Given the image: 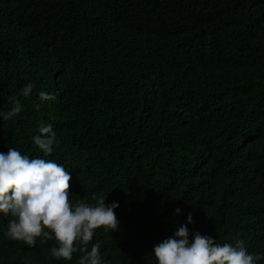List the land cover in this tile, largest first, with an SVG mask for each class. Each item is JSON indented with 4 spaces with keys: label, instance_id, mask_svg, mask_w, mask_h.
I'll return each mask as SVG.
<instances>
[{
    "label": "trees",
    "instance_id": "obj_1",
    "mask_svg": "<svg viewBox=\"0 0 264 264\" xmlns=\"http://www.w3.org/2000/svg\"><path fill=\"white\" fill-rule=\"evenodd\" d=\"M11 95L0 153L64 165L73 202L118 204V230L92 241L106 264H156L181 225L264 255V0H0V109ZM9 219L0 264H78L7 239Z\"/></svg>",
    "mask_w": 264,
    "mask_h": 264
},
{
    "label": "clouds",
    "instance_id": "obj_2",
    "mask_svg": "<svg viewBox=\"0 0 264 264\" xmlns=\"http://www.w3.org/2000/svg\"><path fill=\"white\" fill-rule=\"evenodd\" d=\"M33 85L21 89V95L29 97ZM40 102L55 101L56 96L45 91L38 94ZM10 107L0 109V119L11 120L23 111L20 99L8 98ZM37 111L40 104H36ZM33 143L44 157L53 154L58 144L50 123H41ZM72 177L64 165L54 159L30 158L16 148L0 153V213L11 217L5 237L35 247L54 241L49 255L57 260L71 261L74 253H81L78 264H106L101 255V243H92L98 229L117 231L119 221L114 209L117 203L105 204L106 195L93 194L95 203L70 199ZM179 213L180 209L175 210ZM193 223L191 214L187 217ZM91 247L89 249V245ZM152 255L156 264H258L264 259L260 253H249L242 241L235 245L217 243L198 231L189 239V229L181 225L173 236L154 246Z\"/></svg>",
    "mask_w": 264,
    "mask_h": 264
}]
</instances>
